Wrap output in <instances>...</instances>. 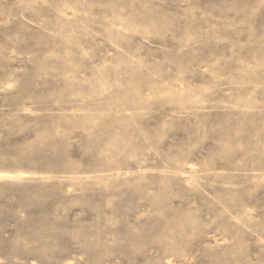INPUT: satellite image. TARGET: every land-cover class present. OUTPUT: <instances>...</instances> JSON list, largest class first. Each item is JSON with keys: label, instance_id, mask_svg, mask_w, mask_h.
<instances>
[{"label": "rangeland", "instance_id": "374dc122", "mask_svg": "<svg viewBox=\"0 0 264 264\" xmlns=\"http://www.w3.org/2000/svg\"><path fill=\"white\" fill-rule=\"evenodd\" d=\"M0 264H264V0H0Z\"/></svg>", "mask_w": 264, "mask_h": 264}]
</instances>
